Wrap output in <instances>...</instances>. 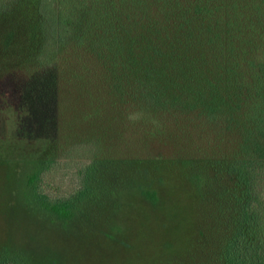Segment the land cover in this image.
I'll list each match as a JSON object with an SVG mask.
<instances>
[{"label":"trees","instance_id":"1","mask_svg":"<svg viewBox=\"0 0 264 264\" xmlns=\"http://www.w3.org/2000/svg\"><path fill=\"white\" fill-rule=\"evenodd\" d=\"M2 5L0 0L5 38L0 143L30 139V107L36 106L30 91L44 92L58 120L61 97L75 86L84 118L89 112L90 121L96 112L106 114L108 130L119 126L138 134L141 145L192 146L185 156L157 150L162 155L156 157L188 163L193 190L202 192L203 184L211 220L196 233L204 238L203 246L195 245L203 264H264V0H21L9 9ZM15 97L18 118L7 132ZM94 128L90 135L54 128L64 141H88L93 151L86 185L74 199H48L37 190L41 160L26 162L17 198L34 221L70 222L83 195L90 191L92 199L123 175L111 154L98 151L102 125ZM136 160L145 165L146 157ZM131 163L132 158L124 164ZM127 185L156 201L153 184ZM6 202L8 208L0 213L7 218L11 198ZM29 255L25 245L0 242V264H28Z\"/></svg>","mask_w":264,"mask_h":264},{"label":"rangeland","instance_id":"2","mask_svg":"<svg viewBox=\"0 0 264 264\" xmlns=\"http://www.w3.org/2000/svg\"><path fill=\"white\" fill-rule=\"evenodd\" d=\"M19 1L3 0L2 9L15 7ZM4 39L0 29V55ZM74 90L72 86L69 95L61 97L58 120L55 104L52 106L47 101L44 92L30 91L32 103L36 101V106L30 107L33 114L27 129L30 139L0 143V159H4L0 163V212L6 211V201L11 198L8 217L0 213V242L14 247L25 245L30 254L28 264H203L201 249L195 248L197 244L203 246L204 242V238L196 236L198 230L211 225L203 184L202 192L193 190L188 163L170 161L164 155L156 157L167 153L185 156L191 145L175 150L151 147L140 144V135H129L119 126L108 130L110 122L105 123L106 114L96 112L90 121L89 112L84 118ZM12 100L14 113L9 116L12 125L6 127L7 132L18 118L15 110L20 103L17 97ZM85 103L89 108L90 100L86 98ZM98 124L102 125V130L96 129L101 131L98 151L111 154L112 162L122 169L123 175L114 186L108 182L107 189L94 193L92 199L90 191L83 195L76 203V216L70 222L38 218L34 221L17 198L18 195L21 198L28 172L26 162L30 158L41 160L37 190L48 199H74L78 190L86 185L84 175L94 157L93 151L88 141H64L54 128L64 129L68 135L83 132L90 135ZM105 137L109 141L105 142ZM144 156L145 165L136 163L138 157ZM131 158L136 164H124L131 162ZM128 182L142 186L153 184L158 193L156 201L142 198L137 187H127ZM260 185L263 189L264 177ZM18 223L21 224L16 225ZM7 234L10 237L6 238Z\"/></svg>","mask_w":264,"mask_h":264}]
</instances>
